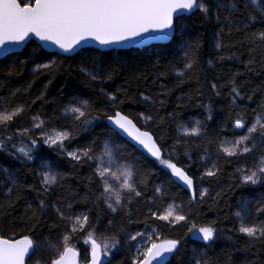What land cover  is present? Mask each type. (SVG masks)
I'll use <instances>...</instances> for the list:
<instances>
[{"label":"snow or ice","instance_id":"obj_1","mask_svg":"<svg viewBox=\"0 0 264 264\" xmlns=\"http://www.w3.org/2000/svg\"><path fill=\"white\" fill-rule=\"evenodd\" d=\"M214 7L216 21L221 25L217 35L223 33L225 28L228 29L229 35L234 31L242 32L244 35L237 42L248 45L250 56L245 67L248 71L254 70L252 65L255 60L251 57V53L258 49L264 51V28L255 31L250 29L257 22L264 24V0H229L226 5L217 0ZM221 8L225 9L223 18H221ZM212 11L213 5L209 0H0V56H8L19 46L30 42L33 37L45 44L55 46L57 52L52 53L53 55H83L92 47V42L109 52L121 48L141 47L153 42H169L176 38L177 27L184 14L200 12L208 18ZM237 13L243 18L239 23L233 20ZM180 27L182 31L183 28ZM220 46V42L217 41L216 48L219 49ZM199 49L198 40L185 43L182 45V65H169L171 73L176 77V86L192 78L198 79L197 73L203 71L198 56ZM224 58L223 55L217 56L218 60ZM208 63L211 66L212 61L209 60ZM55 64V60L37 64L35 71L50 69ZM89 75L93 80L97 78V73H89ZM106 75L110 78V74ZM160 75L164 76L165 73L162 71ZM238 75L240 73L237 72L229 81L231 85L229 95L232 97L233 107H238L237 100L244 98L237 86ZM211 88L216 95H220L216 83H212ZM168 91L170 90L166 89V86H162L164 95H167ZM197 91L199 92V89ZM106 95L109 107L102 115L96 114V110L86 99L66 105L61 115L71 123L60 128H49L39 114L30 117V127H21L18 118L25 112L24 105L3 107L0 110V151L14 155L16 159L27 163L36 158L35 153L42 146H47L77 165L89 164L93 171L89 182L93 184L98 182L99 186L95 203L106 205L110 210L109 215L117 213L118 210L123 213L127 209L122 219L126 218L128 223L145 225L142 230L128 232L125 236V243L134 242L131 264H171L172 258L179 253L183 247V240L188 236L209 244L215 242L221 234L215 222L198 226L195 216L190 217L185 211L184 202L177 203L169 194L168 186L175 184L181 190L186 189L190 193L189 206L194 202L203 203L209 192L203 187L202 182L206 178L216 180L220 178L219 174L223 170L220 163L221 155L224 157V162H230L232 158L239 160L241 157L247 159L251 156L253 161L251 167L240 165L236 168L239 182L241 185L251 186L264 184V103L254 110L251 121L241 114L243 110L230 113L233 137L220 139L214 155L205 148L204 154L200 157L202 170L194 175L190 172L192 167V156L188 151L190 141L181 140L180 137L204 136L200 120H196L192 127L181 124L174 143L166 146L163 137L157 139L152 132L138 126L132 118L120 110L118 105L125 102L124 98L116 94ZM142 99L151 105L164 104L159 97L153 99L151 96H142ZM140 116L145 126L153 119L151 113L147 115L140 113ZM100 119L107 120L113 132L134 142L143 153L166 169L169 174L166 184L150 185L149 176L154 173L145 169L142 164L138 165L128 160L123 154L124 146L113 144L110 138H106L99 147L93 142L92 145L69 150L67 144L74 138L73 133L88 130ZM207 119H212L210 105ZM156 126H159V122ZM207 142L215 143L211 139ZM258 143L262 149V154L259 156L255 151ZM181 145L187 157L184 163L176 158ZM3 171L8 174L7 169ZM39 176V186H27L37 192L39 200L38 207L32 208L29 204L25 212L31 234L19 238L0 234V264H32L37 251L45 245L52 254L43 261V264H81L82 259L83 264H111V260L106 258L112 255L113 250H119L121 240L117 238L118 234L114 233L98 241L96 228L100 226L99 213L95 217V227H93L88 213L73 211L71 203L65 204L61 201L51 205L47 203L46 198L58 186H62L65 178L53 163H42ZM8 180L11 187L6 191L7 207H12L13 195L19 198L25 186L18 185L11 174H8ZM197 180L201 181L199 193ZM149 188L152 191L150 197L146 195ZM220 195L221 193L218 192L212 197L214 203ZM158 199L169 202L161 208L157 204ZM141 203L151 206L141 213L138 207ZM49 207L55 213V220L51 224L48 220ZM255 213L256 218L253 219L247 211V205L242 204L234 213L238 221L236 231L250 241L264 243V219L259 218L264 215V201L256 207ZM134 214L143 218L133 220ZM149 221L164 222L172 227L186 223L188 235L166 238L159 226H154ZM112 223V219L107 221L109 226ZM42 226H47L50 233L53 229H60L57 243L41 236ZM89 227L92 230L87 232V238L83 241L89 247L84 250L82 257L81 251L73 244V239L75 237L78 243L80 237L77 234L84 233ZM35 264H42L41 259H36ZM197 264L200 262L197 261Z\"/></svg>","mask_w":264,"mask_h":264},{"label":"trees","instance_id":"obj_2","mask_svg":"<svg viewBox=\"0 0 264 264\" xmlns=\"http://www.w3.org/2000/svg\"><path fill=\"white\" fill-rule=\"evenodd\" d=\"M216 2L217 0H209V3L213 5V11L208 18L200 12L182 16L177 27L176 38L168 44L115 52L90 48L83 55L67 57L53 55L37 43L31 42L23 51L0 60V110L3 107L23 104L25 112L18 118L19 126L30 127V117L39 114L40 118L45 120L46 126L60 128L71 123L61 115L66 105L86 99L96 110V114L102 115L109 107L106 94H116L125 99L123 104L118 105L120 110L132 118L138 126L152 132L157 139L163 137V143L166 146L174 143L181 124L192 127L196 120H200L204 136L180 137L181 140L190 141L188 148L192 156L190 172L196 175L202 170L200 157L204 154V149L207 148L209 153L214 155L220 139L233 137L230 113L243 110L241 114L251 121L254 110L264 103V51L258 49L251 53V57L255 60L252 65L254 70L248 71L245 67L250 56L248 45L237 42L244 34L234 31L229 35L228 29L225 28L223 33L217 35L221 25H218L214 15ZM219 2L226 5L229 0H219ZM220 12L223 18L225 9L221 8ZM242 19L239 13L233 17V20L238 23ZM180 26L183 28L182 31ZM261 28H264V24L257 22L250 30L255 31ZM197 40L200 43L198 56L203 71L197 73L198 79L192 78L176 86V77L171 73L169 65H182V45ZM217 41L221 45L219 49L216 48ZM218 55H223L225 58L218 60ZM50 60L56 61L52 68L35 71L37 64L47 63ZM209 60L212 61L211 66L208 63ZM162 71L165 73L164 76L160 75ZM237 72L240 73L236 76L237 86L244 98L237 100L238 107H233L231 106L232 97L229 95L231 89L229 81ZM89 73H97V78L93 80ZM106 74H110V78ZM212 83L217 84L220 95L215 94L211 88ZM162 86L170 90L167 95L163 94ZM142 96H151L153 99L159 97L164 104L151 105L145 102ZM209 105L212 115L210 120L207 119ZM140 113L145 115L151 113L153 119L145 126ZM109 114H111L110 111ZM73 135L74 138L67 144L69 150L83 148L92 145L93 142L96 147H99L106 138H110L113 144L124 146L123 154L128 160L138 165L142 164L145 169L154 173L149 176L150 185L166 184L169 180L166 169L113 132L107 120L100 119L88 130H80ZM209 139L215 143L209 144L207 142ZM192 141L194 143H191ZM255 151L257 156L262 154L259 143ZM178 152L179 155L176 158L184 163L187 157L184 155L183 145L179 147ZM35 156L33 161L24 163L16 159L14 155L0 151V205L3 206L0 207V234L15 238L31 234V229L26 223L25 212L29 204L32 208L38 207L39 200L37 192L30 190L27 186H39L41 164L51 162L65 178L62 186H58L46 198L47 203L50 205L57 201L71 203L73 211L88 213L93 227H95V217L99 213L100 226L96 228L97 237L105 239L116 233L117 238L121 240L119 250H114L108 258L111 264H131L134 242L125 243V236L128 232L142 230L145 225L128 223L126 218L122 219L127 209L123 213L118 210L117 213L109 215L110 210L106 205L95 203L99 186L98 182L95 184L89 182V177L93 176L92 167L89 164L77 165L47 146H42ZM252 162L251 156L247 159L241 157L239 160L232 158L230 162H224V157L221 155L220 163L223 170L219 174L220 178L218 180L206 178L202 182L203 187L209 192V196L205 197L203 203L194 202L189 206L190 194L186 190H181L175 184L168 186L169 194L176 199L177 203L184 202L185 211L190 217L195 216L198 226L215 222V226L221 230L215 242L210 244L188 236L183 240V247L179 253L172 258L171 264H197V261L200 264H205L206 261L207 264H264V243L250 241L239 234L236 231L238 221L234 216L241 205L246 204L247 211L255 219V209L264 201V184L241 185L236 173L238 166L251 167ZM4 169L8 170V174L13 175L18 185L25 186L19 198L13 195L12 207H7L6 191L8 187H11V183ZM196 185L199 193L201 181L197 180ZM218 192L221 195L214 203L212 197H215ZM146 195L152 196L151 188ZM167 202L169 201L157 200L161 208ZM150 206L144 203L138 205L141 213ZM132 210L135 213V208ZM142 218L140 215L133 216V220ZM259 218L264 219V215ZM109 219L113 221L111 226L107 224ZM48 220L49 224L55 220V213L51 207L48 209ZM149 223L159 226L166 238L188 235L186 223L174 227L160 221H149ZM91 230L92 228L89 227L84 233H78L80 237L78 243L75 237L73 239V244L81 251L82 257L84 250L89 247L83 241L87 238V232ZM59 232L60 229H53L50 233L47 226H42L41 236L57 243ZM51 254V250L45 245L37 251L32 264H35L38 258L43 264V261ZM81 263L83 264V259Z\"/></svg>","mask_w":264,"mask_h":264},{"label":"water","instance_id":"obj_3","mask_svg":"<svg viewBox=\"0 0 264 264\" xmlns=\"http://www.w3.org/2000/svg\"><path fill=\"white\" fill-rule=\"evenodd\" d=\"M191 14H184L183 16H189ZM31 42H35L37 43L38 45H40L45 51L49 52V53H54V52H57V49L55 48V46L53 45H50V44H45L44 42H41L39 41L37 38L33 37L32 40L30 42H26L24 45H21L19 46V48H17L14 52L8 54V56L10 55H13L14 53H19L21 51H23L27 45H29ZM171 41L169 42H153V43H150V44H146L144 46H141V47H128V48H121V49H118V50H130V49H143L145 47H150V46H153V45H158V44H168L170 43ZM91 48H94V49H97V50H100V51H109L107 49H103L102 47L96 45L95 42H92V47ZM59 55H62V56H67V57H72L74 55H71V54H59ZM8 56H0V60L2 59H5L7 58ZM135 122V121H134ZM107 124L108 126L112 129V126L110 125V123L107 121ZM121 136V135H120ZM122 137V136H121ZM123 138V137H122ZM124 140H126L125 138H123ZM128 143H130L132 146H134L138 151H140L141 153H143V151L139 148V146H136L134 144V142H131L130 140H126ZM144 155L147 156L146 153H143ZM148 157V156H147ZM150 158V157H148ZM152 159V158H150ZM154 160V159H152ZM186 190V189H185ZM187 191V190H186ZM188 192V191H187ZM189 193V192H188ZM190 194V193H189ZM107 259V258H106ZM82 264V263H81Z\"/></svg>","mask_w":264,"mask_h":264},{"label":"rangeland","instance_id":"obj_4","mask_svg":"<svg viewBox=\"0 0 264 264\" xmlns=\"http://www.w3.org/2000/svg\"><path fill=\"white\" fill-rule=\"evenodd\" d=\"M96 239H97L98 241L103 240V239L98 238V237H97V234H96ZM113 251H114V250H113ZM109 257H110V256H109ZM109 257H107V259H108Z\"/></svg>","mask_w":264,"mask_h":264}]
</instances>
